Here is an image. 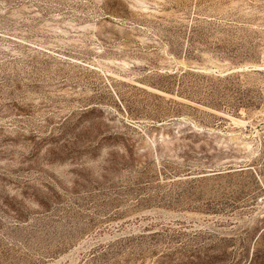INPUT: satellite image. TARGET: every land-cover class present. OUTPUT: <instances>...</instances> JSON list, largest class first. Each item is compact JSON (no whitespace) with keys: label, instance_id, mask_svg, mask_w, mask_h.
<instances>
[{"label":"rangeland","instance_id":"rangeland-1","mask_svg":"<svg viewBox=\"0 0 264 264\" xmlns=\"http://www.w3.org/2000/svg\"><path fill=\"white\" fill-rule=\"evenodd\" d=\"M0 264H264V0H0Z\"/></svg>","mask_w":264,"mask_h":264},{"label":"bare ground","instance_id":"bare-ground-1","mask_svg":"<svg viewBox=\"0 0 264 264\" xmlns=\"http://www.w3.org/2000/svg\"><path fill=\"white\" fill-rule=\"evenodd\" d=\"M205 72V71H204ZM232 121V120H231ZM234 121H236V120H234ZM234 121H232V122H234ZM238 122H240V121H237V123L236 124H239ZM234 123V124H235ZM240 147L242 148V149H246V150H248V149H250L251 148V145H250V143H243V142H240Z\"/></svg>","mask_w":264,"mask_h":264}]
</instances>
